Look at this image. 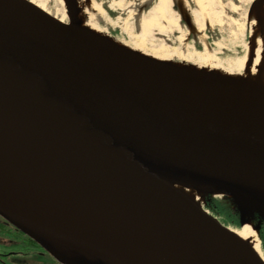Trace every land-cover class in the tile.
<instances>
[{
    "label": "water",
    "instance_id": "water-1",
    "mask_svg": "<svg viewBox=\"0 0 264 264\" xmlns=\"http://www.w3.org/2000/svg\"><path fill=\"white\" fill-rule=\"evenodd\" d=\"M71 7L0 0V216L60 264H264L181 189L264 219V99L109 45Z\"/></svg>",
    "mask_w": 264,
    "mask_h": 264
},
{
    "label": "rangeland",
    "instance_id": "rangeland-1",
    "mask_svg": "<svg viewBox=\"0 0 264 264\" xmlns=\"http://www.w3.org/2000/svg\"><path fill=\"white\" fill-rule=\"evenodd\" d=\"M33 1L42 3L52 16H60L64 12L66 21H68V11L72 5L76 7L77 2V0ZM156 1L91 0L92 3L101 7L99 15L102 19L97 22L99 29L120 42L128 51L152 60L165 61L173 66L190 67L215 76L242 79L244 70L238 68L237 62L244 56L249 42L250 18H253L251 5L254 0H204L206 16L202 19L200 15L195 14L197 11L192 0H185L193 31L183 20L175 0H171L172 24L162 23L164 30L152 28L148 32H143L139 27L141 18L148 16L150 10L156 5ZM112 3H121V6L116 7ZM194 21L197 24L203 21L202 34L206 39L205 42L199 40L197 24ZM213 202L221 204L226 213L227 211L237 212L238 226L226 225L224 220L228 218L225 214L218 210L212 212L209 205ZM201 203L205 210L232 230L241 228V219L249 220L255 227L258 225L257 238L264 256L260 239L261 219L259 220L258 214L241 213L240 219L237 205L232 199L226 197L205 196Z\"/></svg>",
    "mask_w": 264,
    "mask_h": 264
},
{
    "label": "bare ground",
    "instance_id": "bare-ground-1",
    "mask_svg": "<svg viewBox=\"0 0 264 264\" xmlns=\"http://www.w3.org/2000/svg\"><path fill=\"white\" fill-rule=\"evenodd\" d=\"M179 1L183 8L186 9L185 0H176ZM30 2L36 5L41 10L45 11L46 13L50 14L46 11L45 6L42 3H36L33 0ZM193 5L196 8L195 14L200 15L201 19L203 16H206L205 7L206 4L204 0H192ZM112 5L116 7H120L121 3H112ZM76 11L78 12L76 16V24L78 27L87 33L91 34L92 36L106 42L109 45H112L116 48L121 50H125L130 52L134 55L140 56L139 54H135L131 51H128L120 42L110 38L105 32L101 31L97 25V22L100 21L101 10L99 6L95 3H92L91 0H77L76 2ZM258 11L264 18V0L259 4ZM171 12V0H157L156 5L150 10L148 16L146 18L142 17L140 21V29L143 32H148L152 28H157L159 30H164V26L162 23H167L171 25L173 22V18L170 17ZM51 15V14H50ZM52 16V15H51ZM56 19H58L62 23H68L66 21V15L64 12L60 14V16L54 15ZM204 21V18H203ZM203 21L197 24V33L200 41H206L204 35L202 34L203 30ZM251 23V30L249 36V42L245 48L244 56L238 60L237 66L240 69L244 70V75L239 78H232V77H220L226 79L230 82L238 84L240 86L236 91L251 95L257 98L264 99V32H260L258 29V24L256 19L250 18ZM204 41V42H205ZM144 58L143 56H141ZM146 58V57H145ZM149 59V58H146ZM152 60V59H149ZM156 61V60H153ZM157 62V61H156ZM159 63H163L167 66H171L173 68H179L191 73H201L198 70L191 69L190 67L181 68L182 66L175 67L173 65H169L165 61H158ZM206 72V71H203ZM202 74V73H201ZM184 193H186L190 198H192L198 205L202 206V200L205 197L201 192L194 191L192 189L181 188ZM213 197V196H212ZM218 197V196H214ZM224 197V196H219ZM228 198V197H226ZM232 199V198H230ZM231 230V229H230ZM234 234H236L241 240H243L254 252L264 261V256L261 253L259 240L257 238V228L250 224L247 220L244 221L241 228L237 230H231Z\"/></svg>",
    "mask_w": 264,
    "mask_h": 264
},
{
    "label": "flooded vegetation",
    "instance_id": "flooded-vegetation-1",
    "mask_svg": "<svg viewBox=\"0 0 264 264\" xmlns=\"http://www.w3.org/2000/svg\"><path fill=\"white\" fill-rule=\"evenodd\" d=\"M0 264H60L38 243L0 216Z\"/></svg>",
    "mask_w": 264,
    "mask_h": 264
},
{
    "label": "trees",
    "instance_id": "trees-1",
    "mask_svg": "<svg viewBox=\"0 0 264 264\" xmlns=\"http://www.w3.org/2000/svg\"><path fill=\"white\" fill-rule=\"evenodd\" d=\"M209 208L212 210V212H215L216 210H218L220 213L225 214L226 217L228 218L226 221L224 220L225 224L230 226L232 225L233 227L238 226L237 224V212L233 213L232 211H227V213L225 212V210L223 209V206L221 204L215 203L213 202L212 205H209ZM260 220V218H259ZM260 239H261V248L264 252V219H261V226H260Z\"/></svg>",
    "mask_w": 264,
    "mask_h": 264
}]
</instances>
